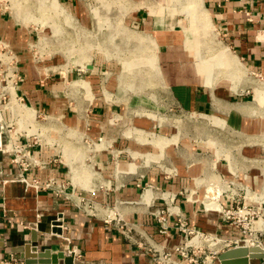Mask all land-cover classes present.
<instances>
[{
  "label": "crops",
  "instance_id": "crops-1",
  "mask_svg": "<svg viewBox=\"0 0 264 264\" xmlns=\"http://www.w3.org/2000/svg\"><path fill=\"white\" fill-rule=\"evenodd\" d=\"M123 1L129 8L117 23L145 35L149 45L153 44L152 53L148 51L154 59L153 68L146 70L151 77L150 88L156 91L160 86L167 92L164 103L167 106L190 115L212 117L215 125L223 128L224 134L220 135L226 138L228 146L222 149L211 140L214 145L210 147L206 144L210 140L204 142L200 138L190 142L184 140L185 135L179 138L163 131L159 119L135 115L132 97L125 98L120 92L123 79L108 67L103 53L100 56L91 53L89 60L82 63L84 72L70 63L64 43L77 42L73 36L55 39L52 34L45 36L41 60L35 62L29 46L38 35L32 27L16 23L7 7L0 8V39L17 60V94L28 106L45 114L46 124L52 123L57 132L82 133L93 142L98 139L112 142L111 151L92 155V184L81 195L102 207L115 209L129 227L131 237L126 239L115 225L86 215L50 191L35 190L14 181L17 168L9 163V155L1 147L0 259L12 258L24 264L14 249L35 237L31 249L63 253L72 257V264H153L146 249L137 244L170 251L183 241L171 228L167 237L157 234L151 215L155 209L165 205L175 207L189 228L230 237L234 234L232 229L201 206L207 189L224 180L234 181L239 189L256 194L264 188L263 106H256L253 101L258 102L243 90L233 92L226 85L206 87L193 63L186 61L179 22L175 24L170 16L153 17L147 7L137 6L141 0ZM56 2L80 27H88L90 19L95 20L96 0L91 5L88 4L91 0ZM201 4L208 21L245 70L264 78V0H201ZM74 81L87 83L89 100L83 91L70 88ZM129 130L141 132L128 136ZM44 151L45 157L51 155L50 151ZM116 151L121 153L115 156ZM144 155L155 158L145 161ZM55 169L58 167L52 165L27 172L24 177L27 181L32 177L43 181ZM61 171L58 175L65 178L62 168ZM73 187L68 186L66 191ZM220 202L226 203L223 198ZM170 223L172 218L168 219L169 226ZM213 264L219 262L215 260ZM248 264H264V259L249 260Z\"/></svg>",
  "mask_w": 264,
  "mask_h": 264
},
{
  "label": "rangeland",
  "instance_id": "rangeland-1",
  "mask_svg": "<svg viewBox=\"0 0 264 264\" xmlns=\"http://www.w3.org/2000/svg\"><path fill=\"white\" fill-rule=\"evenodd\" d=\"M93 2L95 0H91V3L88 2V4L91 5ZM96 2V8L99 6L101 8L94 9L95 20L90 19L88 27H80L75 21H72L56 0H0V8L7 7L14 21L23 24L25 28L32 27L38 38L50 34L54 39L72 38L70 36L76 38L77 42L67 41L64 43L65 51L70 55L68 56L70 63L75 68L78 65V69H83L80 66L89 60L91 53H95L94 56H100L103 53L108 60V67L117 72L120 79H123V87L120 92L125 98L132 97L131 102L133 105L135 104V106L132 105V111L135 115L159 119L163 125V131H170L179 138L181 135H185L184 140L192 142L200 138L204 142L210 140L206 143L210 147H213L212 141H214L217 142V145L220 144L222 149L226 148L228 146L226 138L220 135V133L224 134L223 128L220 129L219 126H216V121L212 117L190 115L180 112L178 108L171 107L170 104L167 106L164 104L167 92L160 86L156 91L150 88L151 77L146 70L149 67L153 68L154 59L148 52L150 50L152 53L153 44L149 45V39L145 35L124 28L122 23H117L124 11L129 8L123 5L124 1L96 0ZM137 6L147 7L148 13L158 19L162 16H170L175 24L177 21L179 22L177 25L180 30L182 29L184 37L182 48L187 53L186 61L193 63L194 71L202 78L206 87L226 85L233 92L243 90L248 93L246 96L258 102L253 101L256 106L261 108L263 106L261 114H264V78L249 74L230 50L229 54L234 56V63H231L221 53L223 47L226 46L210 20L208 21L207 11L201 4V0H141ZM90 10L88 6L87 12L92 18ZM75 43H79L80 46L77 47ZM70 88L72 90L83 89L85 99H90L86 82L74 81L70 83ZM155 92L157 95L154 94ZM10 109L19 117L18 123L21 127L24 128V124L33 123L32 116L28 111L21 110L17 105L10 106ZM140 132L139 130H129L126 135H138L137 133ZM140 135L143 136V132ZM1 137L4 140V130H2ZM62 137L61 144L63 146L70 144L67 141L71 138L69 134H63ZM158 143L162 144V141L159 140ZM65 149L68 152L64 149L65 152H62L66 163L70 165L71 169L69 170L68 166L67 168L70 181L74 184L70 172L75 170L73 168H80L82 157L78 158L75 164L71 153H69L74 154L72 151L74 148L67 146ZM131 155L135 156L133 153ZM144 158L145 161H148L155 157L144 155ZM130 170H133V166ZM92 175L90 171H83V176L87 177L88 181L92 179ZM207 193L210 197L213 190L209 188ZM205 206L206 208L212 207L211 203H205Z\"/></svg>",
  "mask_w": 264,
  "mask_h": 264
},
{
  "label": "built area",
  "instance_id": "built-area-1",
  "mask_svg": "<svg viewBox=\"0 0 264 264\" xmlns=\"http://www.w3.org/2000/svg\"><path fill=\"white\" fill-rule=\"evenodd\" d=\"M45 40V37L37 38L36 42L29 46L35 62L41 60L40 52L45 46ZM82 65L80 67L83 69H79L80 72L86 71L84 64ZM16 66L17 60L14 54L0 39V141H2L0 149L2 147L3 151L9 155V163L17 168L14 181L33 187L35 190L50 191L55 197H61L70 202L73 207L86 215L99 217L103 223L115 225L126 239H131L129 227L122 222L115 209L102 207L99 203L81 195L83 189H90L93 175L87 182L80 179L75 185L71 183L62 152L66 151L67 146L74 148L72 150L74 154L69 153L75 164L76 160L82 157V164L92 172V155L101 151H111L112 142L105 139L93 142L85 134L68 131L63 134L71 136L67 140L70 144L63 146L61 144L63 134L57 132L52 123L46 124L47 116L28 106L17 94L16 83L19 82V76ZM79 90L84 93L83 89ZM12 98L21 110L31 114L33 123L24 124V128L20 126L19 117L10 109ZM2 130L5 132L4 140L1 137ZM44 150L50 151L51 155L45 157ZM120 153L116 151L114 155L117 156ZM52 165H56L58 169H55L54 174L43 181L36 177L27 181L24 177L27 172L45 170ZM61 168L66 175L65 178L58 175L62 172ZM71 185L74 186L73 189L67 192L66 188ZM104 187L108 188L106 185ZM209 188L213 190L211 197L207 193ZM209 188L201 202L202 208L215 213L221 224L232 229L234 234L230 237H218L215 234L189 228L178 209L165 205L151 213L157 234L167 237L168 230L171 228L181 235L183 241L170 251H160L153 246L145 247L137 244V247L146 249L153 264H213L220 253L234 248H259L264 252V188L261 193H251L245 188L239 189L234 181L225 180L222 184ZM181 194L179 193V196ZM220 198H223L226 203L222 204ZM172 200L173 198L170 202ZM205 203H211L212 207L206 208ZM169 218H172L170 226ZM0 264L23 263L11 258L0 259Z\"/></svg>",
  "mask_w": 264,
  "mask_h": 264
},
{
  "label": "water",
  "instance_id": "water-1",
  "mask_svg": "<svg viewBox=\"0 0 264 264\" xmlns=\"http://www.w3.org/2000/svg\"><path fill=\"white\" fill-rule=\"evenodd\" d=\"M34 226L31 225V229ZM36 238L31 237L30 243L18 246L14 253L24 261V264H72V257L63 253L50 254L48 251H37L31 249V243ZM31 249L30 253L29 250ZM264 259V252L259 248H234L220 253L217 256L219 264H248L249 260Z\"/></svg>",
  "mask_w": 264,
  "mask_h": 264
},
{
  "label": "bare ground",
  "instance_id": "bare-ground-1",
  "mask_svg": "<svg viewBox=\"0 0 264 264\" xmlns=\"http://www.w3.org/2000/svg\"><path fill=\"white\" fill-rule=\"evenodd\" d=\"M221 53L231 62V63H234L235 61H234V56H231L230 54H229V49L228 48H226V47H223V50H221ZM12 104L10 105V106H16V104L14 103V101H13V99H12ZM20 111V110H19ZM67 164V163H66ZM70 164H71V166H72V168H73V165H72V162H71V160H70ZM67 166L69 167V170L71 169L70 168V165H68L67 164ZM73 169H75V170H71V172H70V174H71V176H72V182L74 183V184H76L77 183V181H79L80 179H82V180H84V181H88L87 180V177H84L83 176V171H85V172H88V171H90L91 172V170L86 166V165H83V164H81L80 165V168H73ZM76 172H77V175H76ZM147 193V196L149 195V191H147L146 192ZM252 193V192H251ZM211 195H213V194H211ZM211 197V196H210Z\"/></svg>",
  "mask_w": 264,
  "mask_h": 264
}]
</instances>
